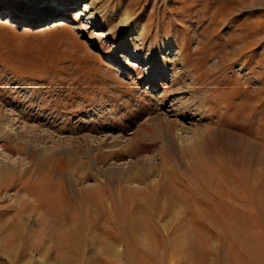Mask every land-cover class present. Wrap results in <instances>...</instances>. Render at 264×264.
Masks as SVG:
<instances>
[{
    "label": "rangeland",
    "instance_id": "1",
    "mask_svg": "<svg viewBox=\"0 0 264 264\" xmlns=\"http://www.w3.org/2000/svg\"><path fill=\"white\" fill-rule=\"evenodd\" d=\"M93 1L101 28L77 29L80 8L57 2L67 21L0 16V104H24L39 140L34 155L0 158V264H264V0ZM147 45L170 62L181 47L175 78L169 67L150 83L145 63L124 60ZM181 97L193 106L167 128ZM159 113L166 129L144 123L141 151L115 163L102 140Z\"/></svg>",
    "mask_w": 264,
    "mask_h": 264
},
{
    "label": "bare ground",
    "instance_id": "2",
    "mask_svg": "<svg viewBox=\"0 0 264 264\" xmlns=\"http://www.w3.org/2000/svg\"><path fill=\"white\" fill-rule=\"evenodd\" d=\"M5 1L13 2V0H5ZM52 2L59 3V9H62V7L67 8V12L75 10L76 7L78 9L80 8V11L78 12L77 16H74L71 19L72 25H76L77 29H79L81 31L85 28L89 29L90 23H92L96 28L97 27L101 28L102 24H99V22L97 20L99 19L98 17H102L101 16L102 14L100 13V11H97L99 9L96 8V3L93 0H90L88 2V4L81 3V0H76L75 2H73V0H48V1L30 0L28 2V4L25 5L26 9H24V11L12 9L10 7L8 8V11H5L4 5L0 3V16H3L5 18L6 23L7 22H9V23L17 22L18 26H20V25L25 26L26 25V26H31V27H36V26H38V24L40 22H42V21H44L50 17H54L56 15L57 16L61 15L62 18L67 21L69 18H67L62 13V11H55L56 9L54 8ZM89 9H93V15L89 19L90 22H84L83 21L82 22L83 26L80 27L78 25L79 20L80 19L83 20L82 17L85 15V12H87V10H89ZM53 13H58V14L53 15ZM18 21H20V22H18ZM122 23L124 24L125 22H122ZM111 32L112 31H110V30L103 31L102 32L103 34H101V36H99V37L101 39H105L107 37H110ZM142 32H143V29L140 30V33H139V30L136 32V35H135L136 39H134V41L140 40V37L143 36ZM147 47H149V48L146 49L148 52L147 55L145 54L146 56H144L142 54L141 50L135 48L134 51H132L129 54V57L127 56L124 60L131 63L132 61L137 59V60H140L141 62L145 63L144 65L147 66V69H145L144 74H145V78L147 75H150V78H152L150 83H152L156 79L155 73L153 71L160 70V75H161L160 78H166V76H167L166 74H167L169 67H170V71L172 73V78H175L177 73L179 72L176 68L178 65H181L182 61H183V56L178 55L182 51L181 47L177 46V50L179 52L177 55H174L172 62H170V60L164 61L162 58L158 57V55H157V57H155L156 56L155 55L154 56L155 58H153L152 49H150V45H147ZM169 62H170V64H169ZM160 64H162V65L159 67L158 65H160ZM128 72H129V75H136L137 76L138 72H139V68H137L135 65H131V66H129ZM137 77H139V76H137ZM160 84L161 83H159V85ZM163 95H165V92H163V94L159 100V106H165V104L168 103L167 97H164ZM28 96L30 97L31 102H33L34 98H33V94L31 91H29ZM165 96H167V95H165ZM171 100L172 101H169V103H170L169 106L171 108V111L166 113L167 114L166 116H168V118H167L168 120L165 121V123L167 122L166 127L170 128V129H171V126H172L174 119L179 117V116H182L184 112H186L188 109L190 110L191 107L193 106V105L191 106L190 104L184 103L182 101L183 100L182 97L179 99L173 98ZM10 101H9L10 103H5L2 105L0 104L1 105V107H0V158L5 159V161L9 157H11V156H9L10 151L18 152L19 154H22L21 155V158H22L23 155H34L36 153L37 148L39 147V146H37L39 143V140L37 139V137L35 135V129H34L35 125L34 126L29 125L28 122L26 121V117L24 118V114H25V111L27 108H24L25 107L24 104L20 105L17 102L15 104L14 102H12L13 100H10ZM164 115H165V113L164 114L159 113V115L157 114V115H155L154 118L149 119V115L146 116V114H145V115H143L144 117H142L141 119L138 120L139 126L138 125L137 126L132 125V123L130 121L129 123H131L130 125H132V128L134 130L132 136H127V134L125 132H118V134L122 133V135L120 134L118 136L116 133V135L118 137H113L109 141H108V139H103L102 140V146L104 148L109 149L110 154L115 155V163L124 159V158L122 159V156H119L118 154H119V151L126 150V148H128V145H129L128 151L132 152V154H133L132 157H134V156L136 157V155L141 151V149L137 145L134 144V141H136L134 139H137L139 136H142L144 134L145 135L148 134V129L144 123H147L148 121L152 122V123H156L157 126H159L162 130H164V129H166L163 127L164 124L159 123L165 117ZM172 116L174 117L173 120L170 119V117H172ZM38 124H40V123H38ZM41 129H42V127H41ZM110 130H111V128H110ZM168 133H166V134H168L166 136L171 139L172 137L170 135V130H168ZM106 135L107 134H105V136ZM174 135H176L180 139L181 143H185L187 141L185 139V136L183 135V133L181 131L174 132ZM108 136H110L109 132H108ZM108 136H106V137H108ZM51 145H53V144H51ZM38 151H39V149H38ZM60 151H61V149L60 150L57 149L56 153L59 154ZM65 151L67 154L66 156L71 155L73 153L69 148L68 149L66 148ZM44 152H45V149H44ZM116 154H117V156H116ZM20 160H17V161L20 162ZM5 161L0 160V165H4V166L8 167V169H10V167H11L10 164L6 163ZM77 162H79L78 159L76 160V163ZM144 164H146V162L144 160H141L138 158L135 160L134 164L131 163L129 165L132 167L133 165L134 166L135 165L141 166ZM72 170L73 169L66 171L64 173V176H65V179L68 181V183L73 182L72 187H74V189H75L76 188L75 186L78 184V182L73 181L74 179H72V177H71V173L73 172ZM80 170H81L80 171L81 175L83 173H85L84 172L85 169L84 170L80 169ZM82 177L83 176H81V178Z\"/></svg>",
    "mask_w": 264,
    "mask_h": 264
}]
</instances>
